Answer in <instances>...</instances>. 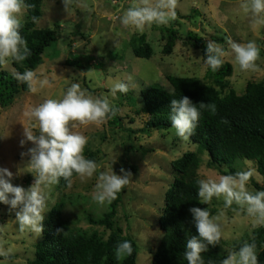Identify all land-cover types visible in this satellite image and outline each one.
<instances>
[{
	"label": "rangeland",
	"instance_id": "1",
	"mask_svg": "<svg viewBox=\"0 0 264 264\" xmlns=\"http://www.w3.org/2000/svg\"><path fill=\"white\" fill-rule=\"evenodd\" d=\"M82 2L87 5L86 8L74 3L66 11L62 0H43L41 23L36 28L57 29V35L55 42L43 52L41 64L34 70L41 78H48L50 83L36 93H20L10 106L0 109V168H7L13 173L11 183L14 186L27 190L35 181L27 165L30 156L21 155L34 147L31 142L23 146L20 144L25 139L24 126H33V122L24 116L27 107L36 106L47 98H61L73 83H78L93 96H107L115 106L121 104V122L109 124L107 121L99 126L88 125L77 129L89 138L90 148L99 151L100 167L90 179L82 181L75 177L70 188L57 190L56 185H52L46 189L45 217L64 198L65 217L77 218V224L82 229L102 231L100 227L92 226L86 217V214L101 216L108 209V204L101 206L92 199L97 177L100 172L112 168L118 175L121 168L130 171L132 179L122 190L116 221L123 233L131 235L137 242L136 264H150V251L155 250L162 236L158 219L164 196L174 177L171 162L185 152L198 150L189 140L178 138L175 129L153 131L150 135L131 134L142 128L146 119L143 114L135 113L140 106V91L151 86L161 89L169 87L166 85V75L197 77L204 81L206 67L201 53L186 45L183 39L188 31H192L207 43L209 40L216 41V38L222 39V42H216L225 48L226 37H231L237 43L255 40L261 46L257 61L260 71L257 73L241 72L232 57L225 58L233 69L228 79L230 88L236 94H242L247 82H264V27L256 30L250 27L249 16L239 9L240 0H179L174 21L163 26L153 24L143 31L124 28L119 20L134 0ZM171 25H175L181 39L177 40L173 53L165 56L161 53L159 31ZM142 34L146 35L152 48L149 59L136 58L132 53V38ZM75 58L81 59L82 68L64 65L66 60ZM2 70L10 75L15 71L11 62ZM117 81L129 83L130 90L127 94L117 92L113 97L110 87ZM199 159L198 173L201 179L220 175L206 165V153L199 154ZM231 167L242 171L254 170L252 177L260 185L263 184L253 162L237 159ZM247 188L255 191L249 183ZM209 205L215 208V215L224 213V235L220 247L227 256L228 252L235 250L233 243L250 237L254 227L250 218L235 204L225 208L223 198L213 197ZM17 210H10L9 205L0 203V247L9 251L7 257L0 256V264H31L35 245L41 239V235L37 237L34 233L19 231L15 216Z\"/></svg>",
	"mask_w": 264,
	"mask_h": 264
},
{
	"label": "clouds",
	"instance_id": "2",
	"mask_svg": "<svg viewBox=\"0 0 264 264\" xmlns=\"http://www.w3.org/2000/svg\"><path fill=\"white\" fill-rule=\"evenodd\" d=\"M62 2L66 11L74 3L78 7H87L82 0ZM34 7L35 5L26 4L25 0H0V67L7 66L10 62L22 63L31 55L27 41L21 35V28L25 13ZM178 7L179 0H134L119 20L124 28L143 31L153 24L163 26L174 21ZM239 9L249 16L253 30L264 27V0H240ZM31 21L39 25L41 18L32 15ZM225 41L227 48L216 41H208L206 58H201L206 68L216 72L224 64L225 58L230 56L241 72L260 71L257 61L260 59L261 46L255 40L237 43L231 37H226ZM13 76L18 82L26 84L32 93L50 83L48 78H41L32 69L13 71ZM129 90V83L117 81L111 85L110 95L115 97L117 92L127 94ZM169 90L173 94L174 90ZM198 105L199 107L187 96L171 100V127L183 141L195 134L201 110L212 113L216 111L215 104L201 102ZM119 112L120 109L107 96H93L78 83L71 84L59 99L47 98L42 103L25 109L24 116L33 122V126H24L25 139L20 144L23 146L26 142H31L34 147L21 155L30 156L27 165L35 181L27 190L22 186H14L11 183L13 173L7 168H0V203L9 205L10 210L18 209L15 216L21 233L30 232L37 237L43 233L47 208L46 189L59 184L61 178L70 188L74 174L83 181L97 173L100 165L83 154L89 138L77 129L88 125L99 126ZM120 172L118 175L112 168L99 173L92 196L94 202L101 206L112 203L118 193L131 182L130 171L121 168ZM253 175L252 169L234 174L209 175L197 180V195L205 205L211 203L213 197L223 198L225 208H231L235 204L250 218L254 228L264 227V191H249L247 188ZM189 211L198 237L193 236L187 241L184 258L188 264H205L202 253L207 251L208 245L220 244L223 238L224 213L212 215L208 208L200 207H192ZM132 252L131 242L123 241L117 245L115 256L117 260H121L131 256ZM8 255L9 251L0 247V256ZM221 264H259L255 239L251 242L246 240L238 250L228 252Z\"/></svg>",
	"mask_w": 264,
	"mask_h": 264
},
{
	"label": "trees",
	"instance_id": "3",
	"mask_svg": "<svg viewBox=\"0 0 264 264\" xmlns=\"http://www.w3.org/2000/svg\"><path fill=\"white\" fill-rule=\"evenodd\" d=\"M26 4L35 5L26 12L21 35L26 39L31 55L22 63L11 62L16 72L25 69L34 70L42 62V55L56 40L57 29H37L31 21V16L41 18L43 0H25ZM171 25L159 31L162 42L161 53L168 56L173 53L177 40H180L178 30ZM186 45L198 50L202 58H206L207 42L195 32L188 31L183 38ZM222 42V39L216 38ZM132 53L136 58L149 59L152 48L145 34L132 38ZM64 65L82 68L81 59L66 60ZM231 64L224 62L222 67L213 72L206 68L204 81L197 77H175L166 75V88L149 87L140 91V106L136 114L145 116L144 125L131 134L150 135L153 131L174 129L171 126L170 103L172 99L187 96L199 107V103H212L216 106L215 113L201 110V116L195 134L189 141L197 146L198 152H185L171 162L173 181L164 196V205L158 219V227L162 232L160 241L152 253L150 264H188L184 258L187 241L198 237L192 215V207L208 208L212 215L216 210L209 204H202L198 197L197 180L200 166L199 154H207L206 165L218 171L220 175L234 174L236 170L231 164L239 159L253 162L256 172L261 176L263 184L253 177L249 184L255 191H264V82H247L244 92L236 94L230 88L228 79L232 76ZM174 90L170 94V90ZM26 84L18 82L0 67V109L10 106L20 93H28ZM120 109L121 104L117 105ZM119 114L108 120L109 124L121 122ZM84 156L98 163L99 151L92 150L87 144ZM77 177L74 174L73 178ZM57 190L68 187L63 178L56 185ZM122 192L110 204L101 216L86 214L87 221L97 229H82L76 218L64 216L65 199L56 203L43 221L44 231L40 241L35 245L34 258L31 264H136L138 255L137 242L131 235L123 233L116 221L118 205ZM62 230V231H61ZM255 239L259 264H264V227L252 230L251 236L234 242L235 250L244 241ZM123 241L131 242V256L117 260L116 247ZM205 264H221L226 257L221 252L220 244L208 245L202 253Z\"/></svg>",
	"mask_w": 264,
	"mask_h": 264
}]
</instances>
